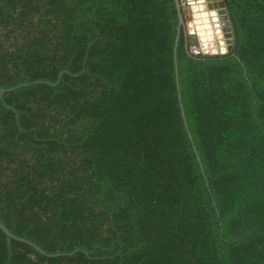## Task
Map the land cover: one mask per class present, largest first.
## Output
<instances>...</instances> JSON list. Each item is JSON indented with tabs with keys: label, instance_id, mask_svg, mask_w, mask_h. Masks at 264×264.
<instances>
[{
	"label": "trees",
	"instance_id": "1",
	"mask_svg": "<svg viewBox=\"0 0 264 264\" xmlns=\"http://www.w3.org/2000/svg\"><path fill=\"white\" fill-rule=\"evenodd\" d=\"M224 2L204 56L176 0H0V88L85 68L0 98V222L65 254L0 264H264V0Z\"/></svg>",
	"mask_w": 264,
	"mask_h": 264
},
{
	"label": "water",
	"instance_id": "2",
	"mask_svg": "<svg viewBox=\"0 0 264 264\" xmlns=\"http://www.w3.org/2000/svg\"><path fill=\"white\" fill-rule=\"evenodd\" d=\"M176 3L180 18L179 34L183 32L189 41L191 53L195 46L200 48L201 54L204 56L227 55L233 51L234 36L224 0H176ZM184 14H186L187 19ZM84 73L85 68L79 74H72L70 71L64 70L59 74L56 82L39 80L32 83L25 82L11 88H0V98L4 99L6 93L31 85L45 84L57 87L62 82L64 75L79 77ZM0 228L9 239L27 243L44 255L49 257L65 255L44 252L35 244L14 236L1 222Z\"/></svg>",
	"mask_w": 264,
	"mask_h": 264
},
{
	"label": "built area",
	"instance_id": "3",
	"mask_svg": "<svg viewBox=\"0 0 264 264\" xmlns=\"http://www.w3.org/2000/svg\"><path fill=\"white\" fill-rule=\"evenodd\" d=\"M192 54H194V55H201V50H200V48L197 47V46L193 47V52H192Z\"/></svg>",
	"mask_w": 264,
	"mask_h": 264
}]
</instances>
